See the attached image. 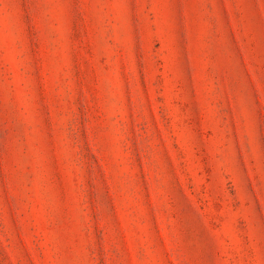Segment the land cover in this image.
<instances>
[{"label": "rangeland", "instance_id": "obj_1", "mask_svg": "<svg viewBox=\"0 0 264 264\" xmlns=\"http://www.w3.org/2000/svg\"><path fill=\"white\" fill-rule=\"evenodd\" d=\"M0 264H264V0H0Z\"/></svg>", "mask_w": 264, "mask_h": 264}]
</instances>
